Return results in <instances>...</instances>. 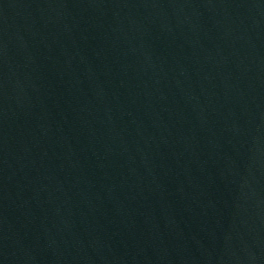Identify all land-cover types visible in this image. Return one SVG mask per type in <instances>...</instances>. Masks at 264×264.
<instances>
[{"label":"water","instance_id":"obj_1","mask_svg":"<svg viewBox=\"0 0 264 264\" xmlns=\"http://www.w3.org/2000/svg\"><path fill=\"white\" fill-rule=\"evenodd\" d=\"M0 264H264V0H0Z\"/></svg>","mask_w":264,"mask_h":264}]
</instances>
